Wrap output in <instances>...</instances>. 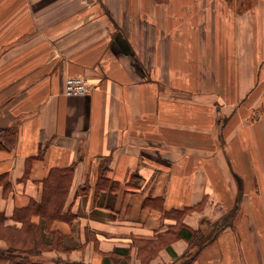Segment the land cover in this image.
<instances>
[{
    "label": "crops",
    "instance_id": "0c3cea01",
    "mask_svg": "<svg viewBox=\"0 0 264 264\" xmlns=\"http://www.w3.org/2000/svg\"><path fill=\"white\" fill-rule=\"evenodd\" d=\"M68 168L44 258L264 264V0H0V226Z\"/></svg>",
    "mask_w": 264,
    "mask_h": 264
},
{
    "label": "trees",
    "instance_id": "16d2710c",
    "mask_svg": "<svg viewBox=\"0 0 264 264\" xmlns=\"http://www.w3.org/2000/svg\"><path fill=\"white\" fill-rule=\"evenodd\" d=\"M10 137V133L8 134ZM71 183V169H55L51 171L47 178L43 180V193L40 202L31 201L25 209L21 228L15 226H0V239H4L8 248H0V264H47L44 260L36 259L32 255V250H36L41 255L44 250L59 246L58 240L54 241L43 238V234L51 228L52 224L58 220L73 219L70 211H65V204ZM34 214L41 217L40 223L32 220ZM18 217V216H16ZM221 227L217 224L205 229L190 230L180 226L176 234L190 241V247L181 257L177 264H191L198 252L209 242L213 241ZM58 231H53V236ZM157 243H147L140 246V249L147 251V256H151L158 250ZM113 264H129L130 249L118 248L112 253ZM66 264H83L69 262Z\"/></svg>",
    "mask_w": 264,
    "mask_h": 264
},
{
    "label": "built area",
    "instance_id": "2783aa9c",
    "mask_svg": "<svg viewBox=\"0 0 264 264\" xmlns=\"http://www.w3.org/2000/svg\"><path fill=\"white\" fill-rule=\"evenodd\" d=\"M91 85L81 76H69L65 81V94L69 97L87 95L91 92Z\"/></svg>",
    "mask_w": 264,
    "mask_h": 264
},
{
    "label": "rangeland",
    "instance_id": "374dc122",
    "mask_svg": "<svg viewBox=\"0 0 264 264\" xmlns=\"http://www.w3.org/2000/svg\"><path fill=\"white\" fill-rule=\"evenodd\" d=\"M49 250V248H48ZM32 255L36 258V259H40V260H44V262H46L47 264H66V263H69L71 261L69 260H65V259H62V258H44L43 256L41 255H38L36 250H32ZM43 257V259L41 258Z\"/></svg>",
    "mask_w": 264,
    "mask_h": 264
},
{
    "label": "bare ground",
    "instance_id": "6f19581e",
    "mask_svg": "<svg viewBox=\"0 0 264 264\" xmlns=\"http://www.w3.org/2000/svg\"><path fill=\"white\" fill-rule=\"evenodd\" d=\"M82 96H85V95H82ZM77 97H81V96H77Z\"/></svg>",
    "mask_w": 264,
    "mask_h": 264
}]
</instances>
